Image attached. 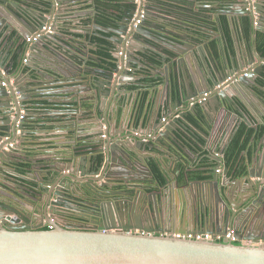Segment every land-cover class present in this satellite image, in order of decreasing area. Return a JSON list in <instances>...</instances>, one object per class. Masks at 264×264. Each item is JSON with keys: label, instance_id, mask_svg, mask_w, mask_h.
Masks as SVG:
<instances>
[{"label": "water", "instance_id": "95a60500", "mask_svg": "<svg viewBox=\"0 0 264 264\" xmlns=\"http://www.w3.org/2000/svg\"><path fill=\"white\" fill-rule=\"evenodd\" d=\"M118 1L120 7L114 9L117 12L97 6L93 10L95 31L110 32L98 25V14L106 13L113 18L109 29L115 33L112 39L115 44L105 45L111 55L105 58L90 55L81 44H72L70 37L63 35L67 32L63 29L66 24L63 19L71 1L0 0V32L6 24L0 38V68L7 74L6 77L0 75V115L3 121L0 127V170L8 175L14 169L11 163L24 160L23 154L16 153L17 150L23 151V146L15 143L19 131L20 136L28 135L25 129L31 121L29 115L34 112L27 110L25 102L33 101L35 96L43 93L42 89L34 86L38 80L35 74L42 73L45 77L50 76L48 71H55L56 77H60L64 70L72 71V81L83 85L80 91L85 92L84 98L91 105L93 123L100 126L99 135L102 136L94 142L98 147L93 148L91 155L72 154L65 158L69 162L63 167L56 161L48 164L47 178L35 184L18 189L11 185H7L8 189L0 186V208L15 210L16 214L28 220H32L35 213L53 214L57 206H68L93 215L98 218L97 222L101 221L100 225H70L61 221L43 230V224H0V264H264V244L258 243L264 240V156L258 152L249 163L247 173L236 178L228 176L227 165L220 168L221 162L226 163L220 157L209 156L220 163L213 169L211 179L204 180L205 175L192 179L186 169L205 147L209 153H214L212 145L216 140L213 136L218 135L225 112H230L231 100L236 102L234 111L240 116L247 117L249 113L258 123L264 121V111L259 113L260 108L252 98L253 94L264 103L254 88L259 84L258 77L264 65L255 64V58H251V54L247 58L240 48L235 55L218 62L214 59L211 63L206 49L209 44L186 31H199V23L170 12L190 13L194 7L192 4H187L186 10L178 0H143L141 6L135 0ZM232 1L235 2L232 12L236 16L232 21L240 22L239 30L244 27L245 18L252 25L251 35L253 31L255 34V31L262 30L264 24L260 14L264 13V0ZM142 11L144 17L135 25L134 19ZM23 25L30 27L29 33H40V36L28 41L31 36L25 32L28 42H22L26 44L6 65L11 52L3 46L5 36L14 30L16 35L20 31L23 34ZM97 35L102 36L100 33ZM83 40L88 41L87 38ZM49 43L61 44L63 49L70 48V54L64 53L65 50L59 51L56 46L52 49ZM83 45L88 46L87 43ZM34 52L40 54L39 64L28 62L30 53ZM256 53L260 60L264 59L262 52ZM87 58L97 60V67L84 68ZM15 62L21 67L14 68ZM25 63L34 74L29 73V79L22 82ZM134 64H139V68L148 66L154 78H163L159 94L166 91V99L160 108L167 105L166 111L171 117L164 123L157 119L151 136H140L134 134L137 129L127 128L134 133L119 137L114 127L121 117H126V109L135 103L136 92L129 88L135 82L130 71ZM247 69L250 73L245 75ZM17 70L18 74L14 76L12 72ZM154 70L158 72L154 74ZM26 82L33 87L32 94H28L29 83ZM223 82L226 83L225 88L213 91L212 98H203L205 92ZM236 99H241L247 111ZM208 106L215 108L220 120L207 124L209 131L202 132L206 138L210 136V140L207 138L200 142L194 131L197 126L190 118L202 119L200 109L205 112ZM246 122L254 123L250 117ZM196 140L198 143H194ZM263 146L264 138L262 149ZM155 150L163 153V157L161 154L156 156ZM6 157H11V160L7 161ZM161 159L169 161L172 167L170 176L164 175L165 184L154 178L150 164L152 160L159 162ZM178 162H185L184 184L178 175ZM140 174L144 175L139 177ZM17 177L30 182L22 175ZM150 177L152 183L144 182ZM176 190L185 200L181 206L177 202ZM136 203L142 208V216L137 217L142 224L141 229L145 228L150 233L122 231L118 225L120 216H128L127 222L129 217H133ZM149 210L152 215L147 214ZM157 227L158 233L182 234H219L231 229L236 233L239 244L226 239L217 242L156 234L154 229Z\"/></svg>", "mask_w": 264, "mask_h": 264}, {"label": "crops", "instance_id": "0c3cea01", "mask_svg": "<svg viewBox=\"0 0 264 264\" xmlns=\"http://www.w3.org/2000/svg\"><path fill=\"white\" fill-rule=\"evenodd\" d=\"M68 1L71 2L67 6L68 11H66V17L63 19L64 21H66L63 29H65L67 32L63 35H67L68 38L70 37V43L75 45H77L78 43L81 44L82 48L86 50L90 55L102 57L103 54L100 52V50L97 51L95 50V48H107L105 47V45L113 46L115 44V42L112 40L114 39L115 33L113 30L109 29L111 23L103 25L95 16L98 25L102 26V28L105 29L108 28L110 32L106 33L93 30L95 25L92 22V17L94 16L93 10L96 8V0ZM178 1L180 2V6L186 8V10H188L187 4H192V6H194L191 8L192 12L188 13L187 11L183 12L175 10H170V12L185 17L186 19L196 24L199 23L197 25V27L200 28L199 31H189V29H186V31H188L187 33H189L190 35L197 33L202 34L201 40L203 39L206 43L209 44L206 45V49L209 52L208 57L211 63L214 62V58H216V56L221 55V57L225 56L227 58L229 56L235 55L237 50L240 48L241 52L243 50L242 53H245L246 57L248 56V54H251V58H255V64L264 65V59L260 60L259 55L256 53V51H260L256 45V36L258 32L264 34V25L261 28L262 30L255 31V34L253 31V34L251 35V33L245 32L244 27L242 28V30H239V26L241 24L234 19L233 22H229L231 24L232 31L230 39H227L225 34L222 32L221 26L217 22L216 18L218 15V0H196L195 4H193L194 2L192 0ZM105 4L106 5H104V8L111 11L114 10L115 6L120 7V2L118 0H105ZM63 8L65 9V7ZM165 9L168 10L167 8ZM114 12H117V10H114ZM118 13L120 14V12ZM260 16L262 23L264 24V13L262 12ZM235 17L236 16L234 15V18ZM52 19L53 16L51 17V20ZM19 25L21 24L19 23ZM21 27V30L24 31L23 34L25 32H28V35L31 36V38L34 37V34L29 33L31 31L30 27H25L24 25ZM5 28L6 24L3 25L2 32ZM95 28H97V26ZM2 32H0V38L2 37ZM20 32L16 35L15 33H17V31L15 32L14 30V33L5 36L6 41L3 46H5L7 51L11 52L10 57L7 59L6 65L14 60V56H17L18 50L26 44L25 43L23 45L22 42L24 40H27V36L26 34H24L25 36L22 37L21 35L23 34L22 32ZM97 33L102 34V36H98ZM85 38H87L88 41L83 40ZM235 40L239 41V43H235ZM85 43H87L88 46H84L83 44ZM96 44H98L99 46L97 47ZM49 45L52 49H54V47L56 46L59 51L65 50L64 53L70 54V52H68L70 48L63 49L61 44L52 45V43H49ZM44 52L49 53L46 50ZM25 54H27V52ZM49 54L51 55V53ZM30 56L31 57L28 59L29 63L33 62L35 64H39V52L30 53ZM87 59V62L85 61L84 64V68L97 67V60H95L94 58ZM246 62L251 63L252 61L247 60ZM26 64L27 63L24 64L23 71L25 72V74L24 78H21L23 80L22 82L29 79V73L34 74V71L30 69V66ZM139 66V64H134V66L130 69L132 73L131 76L135 80V82L134 84H131L129 88L131 91L136 92V95L134 96L135 103L131 107L129 106L126 109V117H121L116 127H114L115 131L118 132L119 137L126 136L129 133H134L129 131L135 129H137V132H135L134 134H139L140 136H151L150 133H152V130L154 129L153 126L155 125L157 119L160 120V123H164L167 122L171 117L170 113L166 111L167 105H165L166 108H160L162 102L164 101V99H166V97H164L166 91L163 90L162 94H159V90L162 89L163 78L156 79L153 77V73H151L148 66H145L143 68H139ZM20 67L21 65L18 62H15L14 68L18 69ZM18 71L19 70H17L16 72H12V74L14 76H17ZM192 71L195 72L196 70L192 69ZM54 72L55 71H48V75L50 74V76L45 77L42 73H39V75L35 74L38 80L37 83L34 84V86H38V88L42 89L43 93L41 95L35 96L33 101L25 102L27 110H34V112H31V116L29 115L31 121L28 122L25 129L28 135L20 136L19 131L15 143L23 146V151L17 150L18 152L16 153L19 155L23 154L24 160L20 161L17 164L11 163L10 165L14 169L10 170L11 173L8 175L3 170H0V181L4 182L3 179L7 180V182L15 189H18L23 185L26 186L35 184L36 181L47 178V175L45 173L47 171V165L52 162L56 161L59 166L63 167L66 163L69 162V160L65 158L71 156L72 154L84 153L87 155H91L93 148L98 147V145H96L94 142L102 137L101 135H99L100 126H96L95 123H93V117L91 114L92 112L90 111L91 105L89 104L88 100L84 98L85 92H82V90L80 91V89H83V85H80L81 82L72 81V78H74L72 71L64 70V74L60 77H56ZM157 72L158 71L154 70V74ZM59 73L61 74V72ZM260 78L264 83V70ZM263 83L257 85L255 84L254 88L255 91L259 93L261 99L264 100ZM23 86L25 87L26 85ZM28 86L29 87L26 90L28 94H32L33 90L31 88L33 87L30 86V83L28 84ZM47 92L51 93L47 94ZM242 92L245 93V91ZM246 92L250 94V91L248 89H246ZM191 93L194 94L192 91H190V94ZM244 93L243 96L246 98V94ZM252 98L255 102H257L260 108L259 113H262L264 111L263 101L259 100L253 94ZM236 100L238 101V104L242 108H244L245 111H247L244 107V104L241 103V99ZM231 101L233 105H231L230 107L231 110H228L230 112H225L221 121V127L218 131V135L216 134L213 136L214 140H216L215 144L212 145V141L210 143V146L212 145V149L215 150L214 153H209L206 150V147L204 148V150L199 151V153H197L198 157L196 156V158H194L193 161L189 164L188 168H186L189 177L200 174L203 176H207L204 180L211 179L213 169L216 168V165H219L220 163L214 161L209 156L220 157L221 160L226 159V150L230 144V140L232 139L234 133L241 123L246 124L248 127H255L256 129L264 126V121L258 123L249 113L248 116L253 120L254 123L248 124L246 122V119H249V117L240 116L238 113H236L234 111V105H236V102L234 100ZM131 102L129 105H131ZM183 107H186V104H184ZM201 112L203 113L204 119H206L209 123L220 120V115L212 106H208L205 112L201 109ZM232 112L234 113L232 114ZM22 113L25 114L26 112L22 111ZM158 116L160 117L158 118ZM1 117L2 116L0 115V127H2L3 123ZM124 118L127 121L124 120ZM259 118L262 120L261 117ZM127 128L131 130H128ZM197 132L201 141L205 142L207 138L208 141L210 140V136L206 138L205 134L201 133L200 131ZM1 133L2 132H0V134ZM263 136L264 134L260 138H257L254 135L250 140L248 147L240 153V155L243 157V161L246 164L247 169L249 167V163L253 158H255L258 152H260L262 157L264 156V146L263 149L261 147L264 138ZM14 139L15 137L11 140ZM195 142L198 143L197 140L194 141V143ZM155 151L156 156H159L161 154V156L163 157V153L159 152L158 150ZM219 153H222L225 157L223 158V155ZM6 160H11V157H6ZM154 163L159 164L157 165L161 168L164 175H166L167 173L170 176L172 167L169 161H164L163 159H161V161L159 162H155L153 160L150 162V164ZM183 163L178 162V168L180 169V171H177L179 173L178 175L182 179L184 177L183 172L185 168ZM224 165H226V163H224V161L221 162L220 168L223 169ZM123 170L129 172L131 171L130 169ZM19 175L24 176L26 179L30 180V182L19 180V178L17 177ZM143 175L144 174H140L139 177ZM228 176L236 178L232 176V174H230L229 169ZM149 179L152 180L151 177ZM184 183L185 181L183 179V182L181 184ZM176 192L178 193L176 194V196H178L177 202L181 206L185 200H183V196L181 195L179 190H176ZM26 207L31 208V205L26 204ZM38 213L33 214L37 215L34 217L42 215V217L40 216V219H38L41 220V222L44 224L49 222V220L51 219L50 216H52V214L50 213L46 212L44 213L45 215L42 213ZM15 215V210L7 212L6 210L0 208L1 217H11ZM43 227L48 226L46 225Z\"/></svg>", "mask_w": 264, "mask_h": 264}, {"label": "flooded vegetation", "instance_id": "af4514ba", "mask_svg": "<svg viewBox=\"0 0 264 264\" xmlns=\"http://www.w3.org/2000/svg\"><path fill=\"white\" fill-rule=\"evenodd\" d=\"M196 1V0H195ZM233 4H235L234 1L232 0H218V9H217V22L219 23V25L222 27V22H221V18L224 15L225 17H227L228 21L231 22L232 21V17L234 18V14H233ZM234 21V20H233ZM232 21V22H233ZM244 24V21H243ZM194 35V34H193ZM202 34L197 33L195 34V38L197 39H201ZM228 39V37H226ZM197 39H194V41H199ZM216 56V55H215ZM225 56L221 57V55L216 56V58H214L216 60V62L218 61H222L224 59ZM250 71L247 69V71H245V75L249 74ZM261 75L258 77V83L262 84V80H261ZM226 83H220L217 84L216 86H213V90L205 92V94L203 95V98H212L211 94L213 91H221L223 88H225ZM231 107V105H230ZM201 110V109H200ZM202 113V112H201ZM202 119L200 120H195L194 118H190L191 120H193V122L196 124L197 127L194 128V131L197 133L198 138L199 134L197 131H200L201 133H203L202 131L207 130L209 131V126L207 125L209 122L204 119V116L202 115ZM200 142H203L201 140H198ZM147 181H144L146 183H152V181L150 179H146ZM4 182L0 181V186L2 185L5 189L7 188V185L10 186V184L7 182V180L3 179ZM119 190H121L120 187H118ZM125 191V189H124ZM129 191V190H128ZM131 191V190H130ZM66 206V205H63ZM7 212H10L9 210H6ZM13 211V210H12ZM126 213V211H124ZM42 212L38 213L41 214ZM9 214V213H8ZM43 214V213H42ZM132 214L133 217H129V221L127 222V218L128 216H120V220L118 222V225L121 226L120 228L122 229V231H129L132 233H150V231H146L145 228L141 229L142 224L141 222L137 219V217L142 216V208H140L139 205H137V203L135 204L133 210H132ZM149 215H152L151 211L149 210L148 213ZM18 215V216H17ZM45 215V214H44ZM130 211H129V216H130ZM37 216V215H36ZM42 217V215H40ZM40 216L38 217H33L32 220H28L27 217L24 218L22 217V215L16 214L15 216H11V217H2L3 219L0 220V224H6V225H11V226H15V225H39V224H43V226H48L49 228L52 227V225L54 223L58 224L61 221L70 225H82V226H99L101 221H96V217H92L93 215H86L85 213H82L81 211H79L78 209H73L71 207L66 206V208L64 207H60L57 206L55 208V210L53 211L52 216H50V220L47 223H42L40 219ZM39 218V219H38ZM45 218V217H44ZM43 218V219H44ZM132 220V221H131ZM41 222V223H40ZM126 226V229H124ZM160 230L159 228H155L154 232L156 234H160L158 233ZM245 242V241H244Z\"/></svg>", "mask_w": 264, "mask_h": 264}, {"label": "trees", "instance_id": "16d2710c", "mask_svg": "<svg viewBox=\"0 0 264 264\" xmlns=\"http://www.w3.org/2000/svg\"><path fill=\"white\" fill-rule=\"evenodd\" d=\"M95 5L97 6V8L110 11L109 9L104 8V5H106L105 0H96ZM115 8H118V6H115ZM97 18L99 19L98 21H100L103 25L110 24L113 22V18H111L106 13L98 14ZM243 21H244L243 25L245 32L250 33V29H251L250 21L247 18L243 19ZM221 22H222V27H221L222 32L225 34L226 37H228V39H230L231 31H232L231 24L229 23L227 17H225L224 15L221 18ZM256 40H257L256 45L258 49L264 54V34L258 32L256 36ZM99 50L104 57L105 56L111 57L108 48L101 47L99 48ZM263 134H264V126L256 129L255 127H248L244 123L243 124L241 123L239 125L238 129L236 130L232 139L230 140V144L226 150L225 161L232 176L241 177L247 173L246 164L244 163L243 157L240 155V153L243 150H245V148L248 147V144L254 135L257 138L258 137L260 138ZM151 167L153 169V173L155 176L154 178H156L160 183L165 184L166 177L164 176V173L162 172L161 168L156 163L151 164ZM201 176L203 175L197 174L192 177L201 178ZM42 229L48 230L49 227H42Z\"/></svg>", "mask_w": 264, "mask_h": 264}, {"label": "built area", "instance_id": "2783aa9c", "mask_svg": "<svg viewBox=\"0 0 264 264\" xmlns=\"http://www.w3.org/2000/svg\"><path fill=\"white\" fill-rule=\"evenodd\" d=\"M136 4L138 6L142 5L143 0H135ZM137 19H134V23L135 25H137L138 23L141 22V18L144 17L143 11L140 15H136ZM40 33L34 35L33 38H28V41H33L36 40L37 38H39ZM27 59H25L26 61ZM0 75L6 77L7 74L6 72L0 68ZM3 85H6V82L4 80L1 81ZM165 120V119H164ZM105 135H103L104 137ZM221 169H218V171H220ZM161 235H172L175 236L177 238H187V239H195V240H209V241H217V242H221L223 239H226L228 241H231L233 243H239V240L236 237V233L233 230H229L226 233H196V234H192V233H168V232H163L160 233ZM244 242V241H243ZM246 242V241H245ZM258 243L264 244V240L259 241Z\"/></svg>", "mask_w": 264, "mask_h": 264}]
</instances>
